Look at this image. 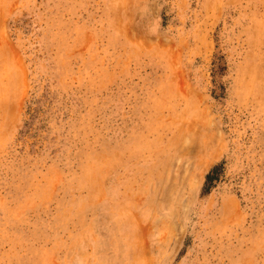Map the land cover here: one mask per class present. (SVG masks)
<instances>
[{"label": "rangeland", "instance_id": "obj_1", "mask_svg": "<svg viewBox=\"0 0 264 264\" xmlns=\"http://www.w3.org/2000/svg\"><path fill=\"white\" fill-rule=\"evenodd\" d=\"M0 264H264V0H0Z\"/></svg>", "mask_w": 264, "mask_h": 264}, {"label": "trees", "instance_id": "obj_2", "mask_svg": "<svg viewBox=\"0 0 264 264\" xmlns=\"http://www.w3.org/2000/svg\"><path fill=\"white\" fill-rule=\"evenodd\" d=\"M208 181H209V178L206 179V182H208Z\"/></svg>", "mask_w": 264, "mask_h": 264}]
</instances>
